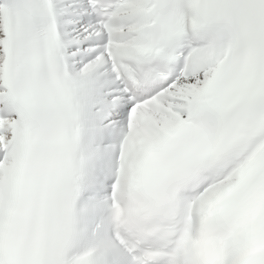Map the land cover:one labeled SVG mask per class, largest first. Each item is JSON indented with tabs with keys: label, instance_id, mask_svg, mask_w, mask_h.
<instances>
[{
	"label": "snow or ice",
	"instance_id": "6c2138e0",
	"mask_svg": "<svg viewBox=\"0 0 264 264\" xmlns=\"http://www.w3.org/2000/svg\"><path fill=\"white\" fill-rule=\"evenodd\" d=\"M0 264H264V0H0Z\"/></svg>",
	"mask_w": 264,
	"mask_h": 264
}]
</instances>
